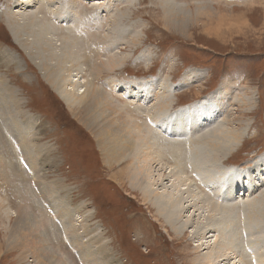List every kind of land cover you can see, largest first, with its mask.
<instances>
[{"label": "rangeland", "instance_id": "rangeland-1", "mask_svg": "<svg viewBox=\"0 0 264 264\" xmlns=\"http://www.w3.org/2000/svg\"><path fill=\"white\" fill-rule=\"evenodd\" d=\"M14 1L0 0V51L9 49L19 57V60L11 62L0 53V264L36 263L30 254L20 258V237L13 232V225L16 224L14 215L20 212V208L23 211L27 208L31 215L30 219L28 215L26 218L33 235L38 236L43 253H46L42 259L59 257L58 261L52 258L51 264H201L199 254L207 248L196 249L199 241L195 235L192 236L193 227L176 234L155 212L151 203L142 197L140 190L131 187L128 178L118 179L117 172L124 171L127 162H131V149L114 148L112 152L108 143L100 139L103 135L112 142L114 136L122 134L124 127L117 122V116L111 115V120L108 116L111 110L104 112L97 107L81 110L85 101H78L76 109L69 108L15 42L9 31L10 20L16 15L13 11L18 9L15 7L18 0L15 4ZM39 1L42 4V0ZM82 1V5L75 4V10L82 11L86 4L88 16H91L94 5L109 7L106 23L113 34L108 37L106 27L103 31L90 30L86 36L87 45L93 43L94 34L98 35V39L90 48L83 44L85 50L81 58L82 52H73L70 44H67L68 49L58 45L60 37L55 31L51 32L53 41L49 48L56 57H46L49 61H58L60 65L57 69L66 72L60 80L72 79L67 76L71 72L75 81L80 80L76 84L79 92L85 88L84 81L87 80L90 86L93 82L95 86L91 87L104 93L103 99L114 105L112 109H116L118 104L124 111L122 115L129 113L127 121L134 119L131 124L140 126L143 131L150 124L148 114L156 115L161 110L158 104L166 100L165 105L173 110L192 101L203 102L199 107L201 111L221 108L214 113L213 125L235 129L240 132L241 138L231 144L232 155L227 160L213 162L215 171L220 173V169L235 166L243 171L250 168L251 172H257V161L264 155V0H176L179 1V6L175 4L177 7L186 9L192 15V18H184L180 22L187 27L185 32L162 26L159 21L163 10L160 0ZM47 2L55 6L59 4V0ZM33 9L38 10L37 7ZM47 17L43 25L48 20L50 22L51 16ZM189 20H193L190 26ZM27 34L29 39L33 37V33ZM136 35L140 38L132 43ZM107 38L112 43L108 49L110 52L106 50L105 55L118 52L122 54L123 61L117 68L91 74L90 67L103 59L100 43ZM72 44L77 46L78 42L75 40ZM59 48L74 55L77 66L72 61L69 62L70 68L66 66ZM193 70L198 76L193 81L192 75L189 76L191 81L187 86L176 91L167 90ZM107 75L116 76L122 82L133 77L138 80L153 78V94L149 92L150 96L139 100L132 97L130 100L135 104L124 106L119 93L108 89L105 86L108 82L102 84ZM114 83L118 81L114 80ZM218 93L220 95L216 97ZM245 94L251 95L253 102L246 107L241 103L246 99ZM222 98L227 100L223 107L219 103ZM21 124L24 128L20 127ZM110 124L114 127L110 134H105ZM31 132L34 139L29 134ZM128 133L129 138L135 139L134 134ZM223 150L225 147L220 149ZM153 170L158 172L156 165ZM250 171L245 172L250 175ZM220 175L219 179L226 178ZM194 178L197 179L196 176ZM231 179L237 187L246 185L245 180L240 183L235 178ZM261 190L264 193V188ZM237 192L233 191L232 200L237 195L241 197ZM209 194L217 201L215 193ZM25 195L28 198L26 202L22 200ZM67 208L72 215L66 214ZM192 213V222L206 221V214L200 210L197 213L189 209V213L185 211L182 218L190 217ZM249 222L251 225L255 223L252 215ZM258 227L264 239V225L258 224ZM72 236L78 237L89 254L83 255L80 247L72 243ZM239 237L243 240L247 238L246 232L240 233ZM111 256L113 259H110ZM65 257L69 258L65 260ZM238 257L241 255L237 256V260Z\"/></svg>", "mask_w": 264, "mask_h": 264}, {"label": "bare ground", "instance_id": "bare-ground-1", "mask_svg": "<svg viewBox=\"0 0 264 264\" xmlns=\"http://www.w3.org/2000/svg\"><path fill=\"white\" fill-rule=\"evenodd\" d=\"M15 1L14 4L16 3ZM77 1L78 0H76V2L75 0H59L58 6H55L52 3H48L47 0H42V4L39 0H18V6H15L18 7V9L13 11L16 15L12 16L13 18L10 20L12 24L10 27L7 23L9 31H11L14 36L15 42L24 50L33 64L36 65L46 81L59 92L61 99L66 102L69 108L72 107L76 109L78 107V101H85L82 103L80 109L97 107L104 112L106 110H111L108 114L109 117L113 114L117 116V122L120 126L124 127L122 129V134L120 136H114L112 142H110L111 140L108 137L103 135L100 136V139L108 143L112 152L114 148L128 151L131 149V153H129V155H131V162H127V168L124 171L120 170L121 172H117L119 176L118 179L128 178L131 187L135 190H140L142 197L147 202L151 203L155 208V212L164 219V222H166L170 229L176 234L184 232L186 228L193 227L194 232L192 236L195 235V238L199 241L196 249L199 251L202 248H207V251L199 254L198 261L201 264H264V239L261 238L260 228L258 227V224L264 225V198H262L264 197V193L261 192V188H264V155L257 161L258 166L255 168L257 172H251L250 168L243 171L238 167L230 166L225 170L220 169V173L226 178L219 179L221 175L218 173L219 170L215 171L216 169H214L213 166L216 165H213V162H223L227 160V157L232 155L231 144L237 142L241 138L240 132L235 129H225L218 124L213 125L216 117L214 115L219 112L221 108L214 109L215 112L212 110H210V112H206L205 110L201 111L199 107L202 106L203 102L194 103L192 101V103L186 106L181 105L173 110V108L169 109V105H165L167 102L166 100L158 104L161 110L156 112V115L148 114L147 119L150 121V124L146 123L147 130L143 131L140 129V126L134 127L131 124L134 119L127 121L128 118L126 116H128L129 113L127 112V115H122L124 111L122 108H119L118 104L116 109H112L111 107L114 105L109 100L103 99L104 93H100L91 87L94 84L93 82L90 86L87 80L84 81L85 88L79 92L76 84L80 80L77 79L75 81L73 79L74 75L71 72L67 73V76L72 77V79L60 80L62 79V74L66 72L57 69L60 65L58 61H49V58L46 57V55L56 57L49 48L53 41L50 36V34H52L51 32L55 31L56 33H54L60 37V41L57 43L58 45L61 46L62 44L65 49H68L69 47L67 44H70L73 52H82L81 58L84 57L85 47L83 44L87 48H90L98 39V35L94 34L93 43L87 45L86 36L90 30L103 31L106 27L108 37H112L113 34V31L110 32V30H108L109 25L106 23V16L110 12V9H108L109 7L106 8L104 5H94L91 7V16H88L86 4L85 7L82 8V11L75 10V4H84L82 0H79L78 3ZM160 1L163 10L159 21L162 23V26L168 30L185 32L187 27L180 22H182L184 18H192V15H189L186 9L177 7L179 6V1ZM36 7L38 9L37 11L33 9ZM20 8L22 9L20 10ZM27 8L28 10L26 11ZM198 8L204 9V7ZM100 9L101 12H99ZM47 16H51L50 22L48 20V23L43 25L42 22ZM192 21L193 20L187 21L189 26ZM27 32L33 33L31 39H29ZM139 38L140 36L136 35V37L132 39V43H136ZM75 40L78 44L77 46H72ZM107 42L108 38L104 43L103 40H101L100 52L102 53L103 59L93 67H90L92 70L91 74L94 73V71L95 73H99L104 70L108 71L115 67L117 68L123 61L122 54H118V52L105 55L106 50L110 52L108 49H110V44L112 43L108 42L106 46ZM2 44L5 45L4 42H2ZM7 47L14 50L10 45ZM59 50L61 57L66 61V66L70 68V61H72L74 66L76 65L73 59L74 55H70V53L60 48ZM89 52L92 53L93 51L89 50ZM0 53L2 57L8 61L14 62L15 60H19V57L15 56L9 49L1 50ZM97 55L98 54H96L95 57ZM139 58L141 59V57ZM86 61L87 60H85V62ZM89 62L90 61H88V63ZM146 63L148 64V62ZM194 73L197 72H195V70L192 72L189 71L188 74L179 80L177 85L174 84L171 86L172 89L168 88L167 90L176 91L187 86L188 82L191 80L193 81L195 77L198 76V73L195 75ZM189 76H191V80ZM106 77L107 78L102 81V84L104 85L105 82H108L105 86L119 93L118 95L124 100L122 102L124 106L129 103L135 104L134 101L131 102L130 100L132 97L139 100L142 99L143 96H150L149 92L153 94L151 91V85L155 81L153 78H149V80H138L135 79L136 77H133L129 81L123 80L122 82L119 81L116 76L111 77L107 75ZM112 79L118 81V83H114ZM94 86L95 85H93V87ZM248 93H252V91H248ZM219 95L220 93L216 94V97ZM240 96L241 94L239 97ZM245 98L246 99L243 97L244 100L241 101L242 105H245V107L253 103L251 95H246ZM2 100L4 101V98H2ZM225 101L227 100L222 98V101L219 102L222 107ZM167 111L169 113L166 115ZM232 114H234V111L231 113L230 117H228L227 122L230 121L229 119H231ZM125 117L126 120H124ZM110 119L112 120V117H110ZM112 122L114 124L116 123L115 120ZM128 124H131V126H128ZM20 127L24 128V125L21 124ZM113 127L114 126L110 124L105 134H110ZM115 129L118 130L116 126ZM30 131L33 130L30 128ZM128 132L134 134L135 139L129 138L130 135ZM29 134L34 139V133L31 132ZM200 143H203V145L199 146L198 144ZM159 145L162 147L161 149H159ZM183 146L184 148H182ZM20 147L23 152L21 145ZM222 147H225V150L220 151ZM228 150L229 152H227ZM225 157L226 159H224ZM117 159H120V157H117ZM154 165L158 168L157 173L153 172ZM212 171L214 172L212 173ZM245 171H250V175ZM258 175L259 178L257 177ZM194 176H196L197 179H195ZM231 178H235L237 181H240V183H244L245 180L246 185H243L244 187H237L234 183V179ZM194 179L197 180L198 183H196L197 181ZM167 182H169V185H167ZM199 184L201 186H199ZM235 190L238 191L237 194L241 195V197L239 198L237 195L232 200V193L233 191L235 192ZM200 191H202V193ZM209 192L215 193L214 196L217 197V201L212 199ZM258 193L259 196H256L250 202L248 201V199L253 198ZM20 198L23 197L21 196ZM26 198L27 196L25 195V198L22 200L26 202L28 199ZM45 206L49 211L46 203ZM189 209L197 213L200 210L203 214H206V216H204V220L206 221L192 222V220H194V213H192V215L189 214L190 217L182 218L185 211L189 213ZM26 210L23 211L22 208H20V212L14 211L16 224L13 225L15 227L13 232L20 237V258L28 257L30 254V257L36 260V263L33 262V264H51L53 263V261H51L52 258H54L53 256H51L50 259L47 257L44 260L42 259L43 256L45 257L46 253L42 251L41 243L37 238L38 236L33 235L26 218L28 215L30 219L31 215L28 213V210ZM70 212V209L67 208L66 214L69 216L72 215ZM251 215L254 217V225H251L249 222V217ZM42 222L41 224H43ZM44 222H46V220ZM48 224L47 222V226ZM245 232L247 238L243 240L239 236L240 233ZM204 238H206L205 241L203 240ZM211 238L212 240H210ZM72 243H74L76 247H80L79 250L83 251V255L89 254L88 248L80 243L78 237L72 236ZM60 254L62 257L65 256L64 253ZM102 255L104 256V254ZM240 255L241 257H238L237 260V256ZM57 257L58 256L53 260L58 261L59 257ZM68 258L65 257V260ZM110 259H113V257L111 256Z\"/></svg>", "mask_w": 264, "mask_h": 264}]
</instances>
